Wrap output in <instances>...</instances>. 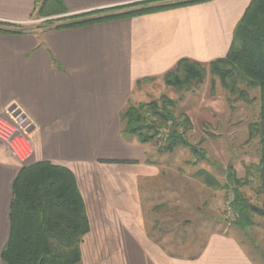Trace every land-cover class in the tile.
<instances>
[{
    "label": "crops",
    "instance_id": "obj_1",
    "mask_svg": "<svg viewBox=\"0 0 264 264\" xmlns=\"http://www.w3.org/2000/svg\"><path fill=\"white\" fill-rule=\"evenodd\" d=\"M38 1L0 0V28L21 32H0V117L17 108L32 125L33 163L48 161L75 174L90 222L79 264H259L258 254L226 233H212L200 246H189L181 228L169 239L171 226L180 227L189 212L203 219L217 205L218 189L195 176L206 171L220 182L222 166L204 148L210 139L201 145L207 159L196 162L175 155L182 148L161 154L154 144L125 140L119 121L130 102L167 89L163 77L179 61L224 58L252 0L29 30ZM155 1L63 0L71 14L123 8L118 14L161 3ZM239 164L229 166L238 172L248 163ZM21 168L0 145V264Z\"/></svg>",
    "mask_w": 264,
    "mask_h": 264
},
{
    "label": "trees",
    "instance_id": "obj_2",
    "mask_svg": "<svg viewBox=\"0 0 264 264\" xmlns=\"http://www.w3.org/2000/svg\"><path fill=\"white\" fill-rule=\"evenodd\" d=\"M159 1L161 3L152 6L141 3L145 6L118 14L114 12L123 8L71 14L63 0H39L33 17L51 19L43 23V29L65 30L210 3L212 0L155 2ZM0 32L21 33L1 28ZM231 42L224 58L209 64L183 59L164 75L163 82L179 93L191 85L198 88L205 82L208 65L211 75L218 77L225 92H228L230 102L245 105L259 103L258 118L249 124L247 139L258 141V161L247 164L243 176L229 166L225 184L206 171L195 175L232 195L234 218L229 221L247 229L255 225V215L264 218V0L249 3L234 29ZM144 81L151 82L153 79ZM253 92H258L259 97H253ZM177 105L178 101L167 96L140 104L130 102L120 114L123 137L129 142L137 140L142 145L156 144L161 154H172L176 149L183 148L190 151L196 162L207 159V152L201 148L205 138L196 145L190 143L194 123L187 113L179 111ZM245 188L253 192L255 204L242 190ZM12 193L11 229L1 254L3 263L79 264L81 246L90 232V222L75 174L67 167L48 161L25 165L13 182ZM253 207L262 209L263 213L254 211Z\"/></svg>",
    "mask_w": 264,
    "mask_h": 264
},
{
    "label": "rangeland",
    "instance_id": "obj_3",
    "mask_svg": "<svg viewBox=\"0 0 264 264\" xmlns=\"http://www.w3.org/2000/svg\"><path fill=\"white\" fill-rule=\"evenodd\" d=\"M48 20L51 19L35 18L27 25V28L29 30L41 29L43 23ZM206 68V79H204L205 82L200 87L197 88L195 85H191L187 90L179 93L174 88L165 85L167 89H155L149 94V98L145 100L149 102L159 99L161 96H167L176 100V102L178 101L179 105L177 106H179V111L187 113L194 123V131L190 137V143L196 145L203 138H206V140L210 139L204 145V148H206V151L213 159L215 158L214 160L218 166H222L220 172L217 166V171L219 172L217 179L222 184H225L226 178H224V172L229 165H236L238 167L240 165L239 162L244 164L247 162L250 164L258 161L256 152L258 149V141H248L249 136L247 130L249 131V124L256 122L258 118L259 103L254 102L252 105H245L230 102V96L228 92H225L220 80H218L219 78L211 75L208 65ZM212 85L214 88H212ZM252 96L258 98L259 93L253 92ZM233 107L234 110H232ZM9 116L6 114L3 118L8 120L11 117ZM154 145L156 146V144ZM180 150L184 152L181 153L182 151ZM178 151L175 155L187 157L188 159L193 157L187 149L182 148ZM32 163L33 158L27 165ZM238 170L240 175L243 176L245 174L244 168H238ZM242 190L248 194L251 200L250 202L255 204L256 199L253 192L249 188ZM218 191L216 209L214 208L211 211L212 214L208 212L205 218L200 219L193 217V213L189 212L186 219L181 218L180 227L171 226L170 230L172 232L169 239L174 240L178 234L177 229L181 228L182 235L183 231L186 230V242L189 246L195 244L200 246L212 233H226L231 235V237H235L236 240H239L245 249L244 251L258 254L260 256L258 263L264 264V218L255 215L254 219L256 224L252 228L247 229L237 227V225L230 223L229 220L233 219L227 217L224 203L227 200L229 192L226 190Z\"/></svg>",
    "mask_w": 264,
    "mask_h": 264
},
{
    "label": "built area",
    "instance_id": "obj_4",
    "mask_svg": "<svg viewBox=\"0 0 264 264\" xmlns=\"http://www.w3.org/2000/svg\"><path fill=\"white\" fill-rule=\"evenodd\" d=\"M9 119L0 117V145L8 151L22 165H27L33 158L34 150L31 143L32 125L18 112V109H10L6 112ZM233 197L228 195L225 203V212L228 218H234L232 208Z\"/></svg>",
    "mask_w": 264,
    "mask_h": 264
},
{
    "label": "water",
    "instance_id": "obj_5",
    "mask_svg": "<svg viewBox=\"0 0 264 264\" xmlns=\"http://www.w3.org/2000/svg\"><path fill=\"white\" fill-rule=\"evenodd\" d=\"M253 210L258 212V213H263V210L258 208V207H253Z\"/></svg>",
    "mask_w": 264,
    "mask_h": 264
}]
</instances>
